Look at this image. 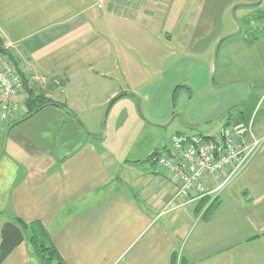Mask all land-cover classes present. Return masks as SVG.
I'll use <instances>...</instances> for the list:
<instances>
[{
	"label": "crops",
	"instance_id": "1",
	"mask_svg": "<svg viewBox=\"0 0 264 264\" xmlns=\"http://www.w3.org/2000/svg\"><path fill=\"white\" fill-rule=\"evenodd\" d=\"M95 3L0 0V39L3 46L11 42L15 68L28 70L13 98L25 107L17 117L30 107L28 94L67 107L44 106L8 130L0 152V226L16 217L39 221L66 264H171L174 252L189 264H264V140L217 193L214 213L208 219L194 214L192 221L180 208L166 211L175 181L148 157L159 148L149 144L143 153L147 122L137 99L159 123L168 116L173 91L188 93L177 113L190 128L206 124L250 90L237 117L263 136L264 35L248 31L223 38L239 26L230 8L244 21L254 8L235 5L254 1ZM244 22L256 25L253 19ZM216 45L224 65L233 61L239 70L224 69L212 87ZM119 94L124 95L110 102ZM109 102L107 117L119 115L115 105L121 103L136 125L120 141L119 155L102 144L96 126ZM1 264L40 263L23 241Z\"/></svg>",
	"mask_w": 264,
	"mask_h": 264
},
{
	"label": "built area",
	"instance_id": "2",
	"mask_svg": "<svg viewBox=\"0 0 264 264\" xmlns=\"http://www.w3.org/2000/svg\"><path fill=\"white\" fill-rule=\"evenodd\" d=\"M137 3L141 0H124ZM103 0H96L101 7ZM11 42L4 43L7 48ZM26 68L17 69L0 52V123L17 117L19 104L13 98L23 89ZM263 136L253 132L251 122L223 125L211 134L173 133L156 157V167L172 175L175 181L169 210L183 207L205 194L217 191L240 173L260 147ZM226 175L209 188L215 176Z\"/></svg>",
	"mask_w": 264,
	"mask_h": 264
},
{
	"label": "rangeland",
	"instance_id": "3",
	"mask_svg": "<svg viewBox=\"0 0 264 264\" xmlns=\"http://www.w3.org/2000/svg\"><path fill=\"white\" fill-rule=\"evenodd\" d=\"M252 1H254V3H256L259 0H252ZM242 8H248V9L254 8V10L252 9V11H251L252 15L262 14V13H264V0H260V4L259 5L244 6ZM251 12L248 13L249 15H247L244 18V21L253 19V20H255L256 25L247 26L244 21H242L241 19H237L236 13H238V9L237 10L233 9V12H231V8H230V10L228 12L229 17H231L234 21L238 20V22H239V26L238 27H239L240 30L236 33L237 35L242 36V35H244L246 33L248 34V31H254L255 35H258V34L259 35H264V17L256 18L254 16H250ZM232 27H233V25H231V23H228V26H226V29H228V31H229ZM237 28L234 31H236ZM229 33H231V32H228L226 34H229ZM232 36H234V35H229V36L225 37L224 40L227 39V38H231ZM212 60H213V65H212V69H211V72H210V78H212V80H210L211 81L210 84H211L212 87H217L218 86L217 83H219V81L221 79V72L224 69H226L225 71L231 72V73H234L237 70H239V68L236 67V64L233 63V61H231V62L229 61V64L226 63L224 65V61H223V59L221 57V53H218V48L216 49V52L214 50L213 56H212ZM148 61H150V60H148ZM167 61L168 60H161L160 62H162L163 64H166ZM146 67H150V66H146ZM249 92H250V90H249ZM150 93L152 95L153 94L157 95L156 92H150ZM248 93L245 94V96L243 98H241L239 101H237V102H240V101L244 100L243 103L239 104L238 108L232 110L230 112V114L224 113L222 115V117H220L219 119H217L216 121H214L213 123H210V124H202V125L196 124L197 126H199L197 129L186 127V122L184 121L185 119L183 118V115L182 114L179 115V113H177V112H180L178 109L180 107L184 106L185 103H187L189 101L188 93L182 91V92H180L179 95L177 94V96L175 94L174 98L172 97V94L170 95V98H169V100H170V108H169L168 116L164 120H161V122H159V123H153L152 120H150L148 118V116L146 115V113L144 111L145 107L144 106L142 107V102L137 97L138 103H139L140 112H142V109H143V114L141 113L142 117H143V122H147L144 125L145 128L143 127V153L145 151L146 146L149 145V144H153L154 145L153 147L156 146L157 148H159L158 151H160L162 149L161 145L162 144H167L169 139H170V137H171V135L173 133H175L176 131H179V132H182V133H185V134L194 133V134L205 135V134H211V133L216 132L218 129H220V127L223 124H225L226 121H229V123L232 124L235 121L242 120L241 114H239L238 117H237L236 111L240 108V106H243V104L246 103L248 95H249ZM254 93L256 94L257 92L255 91ZM174 102H175V104H174ZM237 102H235V103H237ZM111 106L112 105H110V107ZM105 107H106V105L103 108V112L105 110ZM110 107L108 108V110L110 109ZM22 108H25L24 107V103L20 102L19 103L20 111H21ZM115 108L118 110V114L119 115H117L115 118L111 119L110 118V113H109V116L107 117L108 110H107V112H106L104 117H103V112H102L98 123H96V126L98 127V131H99L98 133H100V134H98V136L103 139L102 144L113 148L115 153H117V155H119L120 154L119 153V151H120V148H119L120 147V141L121 142L126 141L127 137L131 133L134 132V128L136 127V125L134 123L132 124L131 121L128 119V116L123 114L125 112V110H123V107H122L121 103H118L117 105H115ZM246 108H248L247 105L244 106V109H246ZM222 112H223V110L220 111L218 114H220ZM181 119L183 120V123H182ZM6 122H8V120L5 121V122L0 123V152H1L2 144H3V140H4V132H5L4 125H5ZM196 125H193V126H196ZM117 141L119 143H116ZM129 157H131V156H129ZM143 157H144V154H143ZM225 176L226 175L221 176V178L217 181V183H220ZM235 177L236 176L232 177L227 183H229ZM227 183H225L224 185H226ZM222 187H220V189H218L217 191H214V192L212 191V192H210V194H205L203 196H210L213 199V198L217 197L216 195L221 190ZM199 199H197V200H199ZM197 200L193 201L192 203L187 204V205H185L183 207H179L180 209L178 208L179 211L189 212L191 214L190 219L194 218L192 221H195V219H196V216L194 214H197L198 218L199 217L202 218V211H199V214L194 211L195 210L194 208L196 206ZM169 207H170V205L168 204V207H167L166 211H171L172 210V209L169 210Z\"/></svg>",
	"mask_w": 264,
	"mask_h": 264
},
{
	"label": "trees",
	"instance_id": "4",
	"mask_svg": "<svg viewBox=\"0 0 264 264\" xmlns=\"http://www.w3.org/2000/svg\"><path fill=\"white\" fill-rule=\"evenodd\" d=\"M260 1L255 4H237L235 7L238 6H253V5H259ZM254 17H264V13L253 15ZM0 48L1 53L5 55L11 62V54L7 48L3 46V42L0 39ZM25 85V78L23 77V87ZM124 94H119L112 98L110 102L114 101L115 99L123 96ZM174 91L172 94V97L174 98ZM25 103L27 105H30V107L21 114L22 116H25L26 114L33 112H37L39 109H41L44 106L52 105L57 106L63 109H67L64 103H61L59 101L53 100L51 98L45 97L43 95H33L28 94V97L25 100ZM243 103V102H242ZM241 104V103H240ZM239 105L232 108L230 111L222 112L212 118L210 121H208L206 124L213 123L224 113L230 114V112L236 108H238ZM31 114V115H32ZM19 117H16L13 120H10L6 126L11 124L12 122H15L14 125L19 124L21 121H17ZM229 121L225 122V125H228ZM160 151H154L151 155L148 157L151 159H154L156 161V157L159 154ZM136 160L135 162H137ZM218 206V199L217 197L211 198L210 196H202L196 203L195 206V212L199 213V211H202V218L208 219L216 210ZM23 241H26L31 248L32 253L35 255V257L38 259L40 264H66L62 256L60 255L50 233L46 230V228L39 222V221H32V222H25L20 218H13L11 220H7L2 223L0 227V264L1 262ZM171 264H189L188 260L184 258L183 256L179 257L177 252H174L171 257Z\"/></svg>",
	"mask_w": 264,
	"mask_h": 264
},
{
	"label": "water",
	"instance_id": "5",
	"mask_svg": "<svg viewBox=\"0 0 264 264\" xmlns=\"http://www.w3.org/2000/svg\"><path fill=\"white\" fill-rule=\"evenodd\" d=\"M258 2H259V1H258ZM256 3H257V2H256ZM233 9H234V7L231 8V12H233ZM239 30H240V29H239V27H238L236 31H234V32H232V33H229V34L225 35L223 38H225V37H227V36H229V35L235 34V33H237ZM218 43H219V42H218ZM218 43H217V45H218ZM217 45H216V48H215V52H216V49H217ZM0 52H1V48H0ZM211 80H212V78H211ZM243 101H244V100H243ZM243 101H240V102H237V103H235V104H232V105L228 106L227 108H225V109L223 110V112L230 111L232 108L236 107L237 105H239V104L242 103ZM109 106H110V102H109V103L106 105V107H105V110H104V112H103V117L105 116V114H106V112H107ZM32 113H33V112H30V113L26 114L25 116H22V117L18 118L17 121H22V120H24L25 118L31 116ZM14 123H15V122H12L11 124H9V125L6 127L5 132H4V141H5V137H6V135H7L8 130L12 127V125H13ZM198 127H199V126H191L190 128L197 129ZM2 149H3V147H2ZM2 149H1V151H2Z\"/></svg>",
	"mask_w": 264,
	"mask_h": 264
}]
</instances>
